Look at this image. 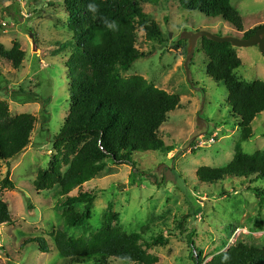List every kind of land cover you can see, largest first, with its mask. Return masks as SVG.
<instances>
[{"label":"rangeland","instance_id":"1","mask_svg":"<svg viewBox=\"0 0 264 264\" xmlns=\"http://www.w3.org/2000/svg\"><path fill=\"white\" fill-rule=\"evenodd\" d=\"M232 5L243 19V31L221 17L188 10L177 0L143 4L144 12L161 27L165 41L148 39L139 27L136 47L145 57L120 73L125 78L141 76L180 96L179 107L158 131L169 149L136 152L130 163L106 160L105 170L82 188L96 194L88 224L67 227L66 208L58 205L63 198L59 186L37 191L33 182L54 158L53 142L70 111L67 63L76 47L69 15L64 0H0V44L12 49L18 42L25 52L20 69L0 61V101L9 104L13 116L29 113L36 117L29 147L10 165L0 167V176L4 179L10 173L16 187L0 193L13 217L11 224L0 226V264H70L54 244L55 233L61 229L74 240L91 237L101 228L109 204L115 213L114 225L127 234L140 233L147 241L160 234L166 238L164 246L149 251L159 257L156 264H195L200 255L208 262L239 243L264 247V205L252 191L264 190V179L232 176L204 183L197 177L201 167L220 168L232 161L242 132L241 118L232 114L224 84L207 75L209 60L201 39L188 80L184 65L188 41L182 35L207 31L244 38L247 31L264 26V0H232ZM236 51L242 61L236 77L264 81V55L259 47ZM252 127V138L242 144L249 155L264 152V112ZM78 193L76 189L71 195ZM75 208L83 211L82 205ZM188 215L183 232L180 223ZM191 232L195 233L193 252L187 240ZM34 239H43L48 252L30 242ZM86 264H96V260ZM106 264L134 263L110 258Z\"/></svg>","mask_w":264,"mask_h":264},{"label":"trees","instance_id":"2","mask_svg":"<svg viewBox=\"0 0 264 264\" xmlns=\"http://www.w3.org/2000/svg\"><path fill=\"white\" fill-rule=\"evenodd\" d=\"M145 2L158 0H64L76 47L67 63L70 111L53 142L56 154L47 169L39 170L33 185L37 191L59 186L63 198L58 205L66 208L67 227L88 224L96 194L82 188L105 170L106 160L117 164L130 163L136 152L169 149L158 136V131L169 113L179 107L180 96L158 88L141 76L125 78L120 73L145 57L136 47L139 27L145 29L148 39L165 41L161 27L144 12ZM177 2L188 10L208 17H221L237 30H244L243 19L232 0ZM92 4L97 6L95 12L89 8ZM106 21L114 22L115 27L108 28ZM260 28L247 31L244 38L253 36ZM201 41L209 60L206 73L224 84L230 110L241 118L242 132L232 161L220 168L201 167L197 177L204 183H216L232 176L263 180L264 152L249 155L242 150V144L252 138L253 121L264 112V81L246 82L236 77L242 61L230 43H218L206 37ZM24 59L25 52L18 42L12 49L0 44V61L7 60L14 69H20ZM35 123L34 115L13 116L9 104L0 101V167L2 163L10 165L29 147ZM15 188L10 173L4 179L0 176V193ZM76 189L78 195H71ZM252 191L264 205V190L256 187ZM78 205L83 206L82 212L76 210ZM189 216L183 217L180 223L183 232ZM103 219L101 228L89 238L74 240L65 231L58 230L54 244L61 257L70 264H86L91 259L96 260V264H106L110 258L134 264L159 262V257L149 251L166 244L162 234L149 241L140 233L127 234L120 226L114 225L112 204L105 210ZM12 222L10 208L0 197V226ZM194 237L192 232L187 235L192 252L196 250ZM30 242L37 243L41 252H48L43 239ZM225 256L229 257L227 261L223 259ZM194 263L264 264V247L239 243L208 262L200 255Z\"/></svg>","mask_w":264,"mask_h":264},{"label":"water","instance_id":"3","mask_svg":"<svg viewBox=\"0 0 264 264\" xmlns=\"http://www.w3.org/2000/svg\"><path fill=\"white\" fill-rule=\"evenodd\" d=\"M205 37L218 43H230L234 48H249L258 46L261 53L264 55V27L258 29V31L249 38L219 37L207 31L184 33L182 38L188 41V56L184 64L188 80H190L189 65L193 60L197 42Z\"/></svg>","mask_w":264,"mask_h":264},{"label":"clouds","instance_id":"4","mask_svg":"<svg viewBox=\"0 0 264 264\" xmlns=\"http://www.w3.org/2000/svg\"><path fill=\"white\" fill-rule=\"evenodd\" d=\"M89 8H90V10L93 11V12H95V11L97 10V6H96L95 4L89 5ZM106 24H107V27L110 28V29L115 27L114 22H112V23H108V22L106 21ZM223 259H224V261H227V260L229 259V257L225 256Z\"/></svg>","mask_w":264,"mask_h":264}]
</instances>
